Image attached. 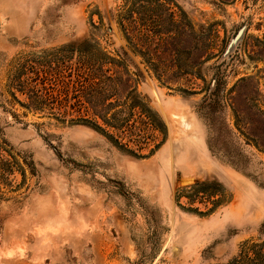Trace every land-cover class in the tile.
<instances>
[{"label": "rangeland", "instance_id": "374dc122", "mask_svg": "<svg viewBox=\"0 0 264 264\" xmlns=\"http://www.w3.org/2000/svg\"><path fill=\"white\" fill-rule=\"evenodd\" d=\"M43 59L60 83L30 112L9 83ZM247 243L264 0H0V264H230Z\"/></svg>", "mask_w": 264, "mask_h": 264}, {"label": "trees", "instance_id": "16d2710c", "mask_svg": "<svg viewBox=\"0 0 264 264\" xmlns=\"http://www.w3.org/2000/svg\"><path fill=\"white\" fill-rule=\"evenodd\" d=\"M66 49L70 52H77L82 62H85L92 56L91 52L87 53V51H84L82 48L69 46ZM39 61L42 62L40 63ZM39 61L37 60L35 63L33 60H28L24 64H21L10 79L9 83V87L12 91V96L15 101H17L22 107L30 112H42L45 109L52 107V101L55 99V96L51 91H49L52 88H48V86L51 84L57 86L60 83L52 81V79H50L52 77V74H50V72H54L53 64H49L44 59ZM38 64L39 66L37 67ZM46 69H48V71H46ZM30 73L32 75L26 76ZM43 73L44 75H42ZM13 91L25 96L26 101L21 102L20 100H18L16 94ZM81 121L92 123L88 120ZM103 122L104 124H106V126L115 128V126L111 124L110 118L106 117ZM92 125L98 130L104 131L98 124L95 123ZM204 186V184L196 183L191 188L192 195L188 196V198L192 200L195 199V197H199L201 194H206L207 192L203 190ZM230 264H264V243L245 244L240 255L235 258Z\"/></svg>", "mask_w": 264, "mask_h": 264}]
</instances>
